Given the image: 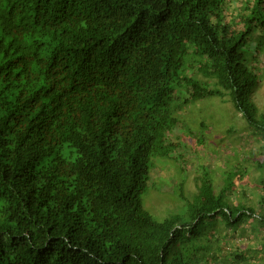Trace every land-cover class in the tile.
Returning <instances> with one entry per match:
<instances>
[{
    "label": "trees",
    "instance_id": "obj_1",
    "mask_svg": "<svg viewBox=\"0 0 264 264\" xmlns=\"http://www.w3.org/2000/svg\"><path fill=\"white\" fill-rule=\"evenodd\" d=\"M263 85L264 0H0V264H264ZM214 97L244 147L159 221L155 157Z\"/></svg>",
    "mask_w": 264,
    "mask_h": 264
},
{
    "label": "rangeland",
    "instance_id": "obj_2",
    "mask_svg": "<svg viewBox=\"0 0 264 264\" xmlns=\"http://www.w3.org/2000/svg\"><path fill=\"white\" fill-rule=\"evenodd\" d=\"M254 100L264 108V85L254 94ZM182 120L184 122L180 135L183 139L179 140L181 147L174 149L171 154L155 157V176L151 179L148 190L142 195L143 206L159 221L170 214L183 211L186 205L180 201L179 192L183 195L197 192L200 178L205 176L206 172L213 180L219 177L223 170L222 159L225 156L228 159L235 157L236 150L244 147L243 142L247 135L245 132L248 131L245 120L234 109L233 104L217 97L185 105ZM202 122H205V128L201 126ZM177 135L179 132L175 130V133L171 134L172 139L177 141ZM187 137L190 138V146L185 142ZM254 144L256 146L258 142L252 141L248 146L251 148ZM215 145L225 147L226 150L224 148V151L215 155L211 153ZM224 228L230 230L229 227ZM232 230L242 235L238 239L242 249L250 250L248 245L253 235L244 233L241 229Z\"/></svg>",
    "mask_w": 264,
    "mask_h": 264
}]
</instances>
